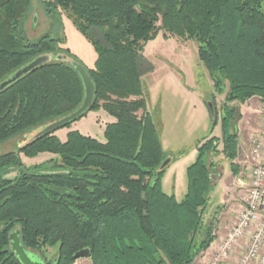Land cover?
I'll return each mask as SVG.
<instances>
[{
    "label": "trees",
    "instance_id": "1",
    "mask_svg": "<svg viewBox=\"0 0 264 264\" xmlns=\"http://www.w3.org/2000/svg\"><path fill=\"white\" fill-rule=\"evenodd\" d=\"M40 1L51 17L60 18L64 11L97 58L94 67H87L52 31L31 38L26 25L37 0H0V82L50 55L0 91V144L81 106L86 88L74 61L95 84L94 101L79 119L103 109L115 120L106 124L104 140L79 130H70L63 140L56 130L0 153V264H22L10 241L16 230L26 250L46 264H71L82 248H90L93 264H194L216 237L215 218H204L216 185L217 167L208 154L222 153L235 168L236 104L252 97L264 102V0ZM161 31L197 41L215 91L222 93L228 85L222 137L197 142L182 199L163 189L167 170L162 164L169 154L143 85V76L154 70L145 46ZM208 109L212 133L220 114L213 101ZM21 153L54 156L27 166ZM49 246L57 248L51 262L43 251Z\"/></svg>",
    "mask_w": 264,
    "mask_h": 264
},
{
    "label": "rangeland",
    "instance_id": "2",
    "mask_svg": "<svg viewBox=\"0 0 264 264\" xmlns=\"http://www.w3.org/2000/svg\"><path fill=\"white\" fill-rule=\"evenodd\" d=\"M36 5L38 6H36V10L33 12L26 25L28 35L31 38H35L47 31H52L55 36L59 35L65 39V42L61 45L62 47L70 49L73 55L90 68L91 66H88L87 63H90L91 59L97 54L96 50L91 42L74 26L67 14L62 11L60 18H58V16L51 17L45 11L40 0H37ZM35 12L38 15L37 22L35 21L36 24H34L33 18ZM144 55L154 66L152 72L146 73L143 76L148 111L152 114L153 120L159 131L164 150L169 154L168 158L171 159L166 167L167 171L163 178V189L169 194L174 193L172 187L175 181L177 184L175 193L178 199H182L187 190V176L185 170L193 160H186L183 163L180 161L196 149L198 146H196L197 142L198 144L205 142L206 139H204V137H222V106L225 103L228 85L222 93H217L215 91L213 82L199 59L198 43L195 40L184 39L176 35L165 36L164 32L161 31L154 40L147 43ZM212 101L215 110L220 114L219 123L214 128L215 131L213 130L214 133H211L212 116L208 109V103L212 105ZM230 105H232V103ZM262 106L263 104L260 103L259 107H261V109ZM261 109L255 119L249 118V121L256 123L257 134H260L264 128V119ZM101 110L102 109H96L90 111L92 114L96 115H89V112L83 118L74 121L69 127L58 129L55 134L63 136L67 131L80 129L88 133V135L104 140V120L99 116ZM239 114L241 115V117H239L240 119L238 118ZM236 116L237 118L232 123L233 126H236L242 121V113L239 108L237 109ZM39 130L40 129H38V131ZM30 136L31 134L22 135L14 140L12 139L0 144V153L16 149L24 144ZM221 149L222 144L220 143L219 150ZM220 154L221 153L214 154L213 152L208 154V162L214 163L217 167L214 176L215 182L222 177L223 167L227 168L229 165V161L224 164L225 157L223 154ZM173 155L177 156V160L181 159L179 164L175 165L177 162L173 159ZM53 156L54 155L50 153H40L37 156L29 157L21 153V158L27 166L40 164ZM245 160L246 155L243 156L241 154L239 165L246 167L245 165L247 164ZM243 171L244 172L240 176L246 179L247 170L243 168ZM15 175L16 173L13 172L10 173L8 177L13 178ZM230 183L234 185L238 184L231 181ZM248 187L249 185H247L245 190H242L241 186L237 187L236 192L239 195L231 199L233 200L230 201L231 203L229 201L220 203V192L217 189L214 193H211L210 204L206 208L204 218L206 222L215 218V232L221 213L230 205H235V207L237 204L240 205V203L242 205V195ZM235 207L233 213L238 214L239 211H237L238 209ZM247 243L248 240L238 251L236 250V252L234 251V253H232L231 259L229 260L230 264H238L237 262H239L238 260L245 250ZM56 249V247L50 246L43 249L49 262H51L56 255ZM71 264H93V262L91 258L88 257L79 258Z\"/></svg>",
    "mask_w": 264,
    "mask_h": 264
},
{
    "label": "crops",
    "instance_id": "3",
    "mask_svg": "<svg viewBox=\"0 0 264 264\" xmlns=\"http://www.w3.org/2000/svg\"><path fill=\"white\" fill-rule=\"evenodd\" d=\"M96 55L97 54H95V56L93 58L91 57L92 58L91 62L87 63L88 66H91V67L94 66L96 58H97ZM260 103L264 104V102L259 97H252L251 99H249L245 103H237L236 104L242 113V119H241L242 121L236 125V129L238 131V140H239L238 156L235 160L236 167L235 168L232 167L230 162H229V165L227 168L223 167L222 177L216 182V185L214 186V188L211 192V193H214L216 191V189L220 192L219 193V195L221 197V199H219L220 203L227 202V201H229V202L233 201L231 199L235 198L236 195L237 196L239 195L236 192L237 191L236 188L241 186L242 190L243 189L245 190L247 185L250 184V173H248V172H251V168H252L251 165L253 162H255L252 158V142H251V140H252V137L255 136V134H257V132H256L257 125L255 122L249 121V118L255 119L257 114L260 113V109H261V107H259ZM100 112L101 113L99 114V116H101V118H103V120H104V122H103V125H104L103 134H104L106 124L108 122L114 121L115 119H114V117L109 115L103 109ZM89 115H96V114H92V112H90ZM79 131L82 132L83 134L88 135V133H85V132L81 131L80 129H79ZM68 132L69 131L65 132L63 134V136H59V137L63 140L66 139ZM241 154L243 156L246 155V160H245V163L247 164V165H245L246 167L239 165ZM196 156H197V149H194L192 152L189 153L188 156L186 155V157L183 158L182 160L176 159L177 163L175 162L176 163L175 165L179 164L180 162L183 163L186 160H191V161L193 160V162H194V160L196 159ZM227 161L228 160L225 158V163L224 162L223 163L226 164ZM243 168H245V170H247V172H246L247 178L246 179L241 178V176H240L244 172ZM230 177H232V178H230ZM230 181L238 183V184L234 185V184L230 183ZM172 188L174 189L173 192L176 195L175 189H177V184L175 183V181H174ZM176 197H177V195H176ZM234 207H235V205L234 206L230 205L229 207L226 208V210H224V212L221 213V216H219V222H218L217 230L215 232L216 237H215L214 241L211 243L210 247L206 251L202 252L197 257L194 264H208L212 254L214 253V251L217 249V247L221 243V240L227 235L230 227L233 225V223L235 221L237 214L233 213ZM241 207H242V205L240 203V205L237 204V206L235 208L238 209L237 211H240ZM248 239H249V235H247L245 238H243L241 240V242L238 244V246L236 247V249L234 251L235 252H236V250L238 251V249L240 247H242Z\"/></svg>",
    "mask_w": 264,
    "mask_h": 264
},
{
    "label": "built area",
    "instance_id": "4",
    "mask_svg": "<svg viewBox=\"0 0 264 264\" xmlns=\"http://www.w3.org/2000/svg\"><path fill=\"white\" fill-rule=\"evenodd\" d=\"M264 119V104L261 109ZM250 184L242 196V207L227 235L208 264H230L232 253L243 238L248 243L238 264H264V128L252 137Z\"/></svg>",
    "mask_w": 264,
    "mask_h": 264
},
{
    "label": "water",
    "instance_id": "5",
    "mask_svg": "<svg viewBox=\"0 0 264 264\" xmlns=\"http://www.w3.org/2000/svg\"><path fill=\"white\" fill-rule=\"evenodd\" d=\"M37 13L35 12L34 15V24L37 22ZM36 21V22H35ZM59 59H66L70 60L68 57L63 56V55H58ZM50 60V55H43L38 57L36 60L30 62L29 64L25 65L24 67L20 68L17 70L15 73H13L10 77L6 78L4 81L0 82V91L4 90L8 85L14 83L17 81L19 78L27 74L29 71L40 65L41 63L45 61ZM75 67L77 68L78 72L80 73L84 84L86 88V96L84 98L83 103L79 108H77L75 111L70 113L67 116H64L58 120H55L47 125H45L43 128H40V130L35 131L34 133L31 134V137L33 136H40L42 134H47L50 132H54L64 126L67 123L74 122L77 119H79L83 114H85L90 106L92 105L95 97V84L90 77L89 73L87 72L86 68L74 61L73 62ZM171 159L167 158L163 164L162 168H166L167 165L170 163ZM10 241L12 245V249L21 261L22 264H46L44 260H42L37 254L30 253L29 251L26 250L24 245L21 242V237H20V231L16 230L14 233L11 234L10 236ZM91 256V250L90 248H82L79 251H77L74 255L76 259L79 258H88Z\"/></svg>",
    "mask_w": 264,
    "mask_h": 264
}]
</instances>
